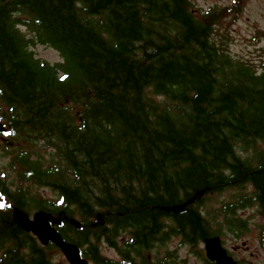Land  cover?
I'll list each match as a JSON object with an SVG mask.
<instances>
[{"label": "trees", "instance_id": "16d2710c", "mask_svg": "<svg viewBox=\"0 0 264 264\" xmlns=\"http://www.w3.org/2000/svg\"><path fill=\"white\" fill-rule=\"evenodd\" d=\"M200 16L190 0H0V102L13 143L44 150H13L14 191L0 179V264H53L54 246L23 232L14 208L59 218L63 239L93 264H148L160 224L192 250L244 229L238 210H264V63L233 58L212 40L219 16ZM36 45L62 61L36 58ZM24 184L52 189L55 202ZM227 189L237 193L217 215L202 211Z\"/></svg>", "mask_w": 264, "mask_h": 264}, {"label": "rangeland", "instance_id": "374dc122", "mask_svg": "<svg viewBox=\"0 0 264 264\" xmlns=\"http://www.w3.org/2000/svg\"><path fill=\"white\" fill-rule=\"evenodd\" d=\"M193 8V14L197 17L201 13L213 11L217 14V33L212 36V40L219 45L228 48L231 56L235 59L249 61L260 66L264 63V0H190ZM238 6V7H237ZM23 34L27 37L29 33L21 28ZM36 58L45 60L50 64L61 62V57L52 48L44 45H36L30 49ZM20 142V141H19ZM9 143L11 152L17 147L28 148V151H33L39 155L44 154V150L39 147H31L28 143ZM15 153L11 155H4L0 152V177L5 178V167L10 160L14 158ZM8 189L14 191L16 188L12 184V179L7 181ZM34 184H24L23 187L27 189V196L33 198L41 197L43 200H50L55 202L56 194L50 188L37 187ZM250 188H243L244 192H249ZM237 193L236 189H227L223 192L212 193L209 195V200H206L202 211L209 214H216V208L222 204L231 201L232 197ZM26 212L31 217L35 210L31 208ZM235 218L243 221L244 229L233 228L234 232L227 230L223 231L220 236L223 248L236 259H239L241 264H264V255L260 251L259 242V227L264 225V210L256 206L241 209L236 212ZM222 221L224 219L221 217ZM219 218L216 219L218 222ZM222 222L221 220H219ZM225 228V225L222 224ZM214 227V226H213ZM123 233H121V236ZM245 245L248 249L245 248ZM102 257L112 261L118 260L116 252L109 248L105 243L99 245ZM164 251L175 252L178 250L177 260L182 264H206L203 259L204 249L203 244L190 249L188 245L179 246L177 240H170L167 244H162ZM160 248V249H161ZM53 264H68L63 255L54 250L51 256ZM93 264V263H88Z\"/></svg>", "mask_w": 264, "mask_h": 264}, {"label": "water", "instance_id": "95a60500", "mask_svg": "<svg viewBox=\"0 0 264 264\" xmlns=\"http://www.w3.org/2000/svg\"><path fill=\"white\" fill-rule=\"evenodd\" d=\"M194 200L195 197L182 205L167 208V212L180 213L187 205L193 203ZM13 217L20 228H22L25 232L32 233L38 238L42 245L46 246L49 242H52L56 247H58L69 264H86V261L80 257L78 247L65 242L61 238L60 234L52 227V225L60 224V220L58 218H53L49 214L39 212L34 215L33 220H29L27 215L18 209L14 210ZM99 222L102 224V221ZM70 223L76 228H79V224L74 220H70ZM204 242L207 257L210 260L215 261L216 264H235L229 257H227L226 252L222 249L219 238L215 237L207 239Z\"/></svg>", "mask_w": 264, "mask_h": 264}, {"label": "flooded vegetation", "instance_id": "af4514ba", "mask_svg": "<svg viewBox=\"0 0 264 264\" xmlns=\"http://www.w3.org/2000/svg\"><path fill=\"white\" fill-rule=\"evenodd\" d=\"M3 118V116H2ZM0 118V122L3 120ZM10 121V118H9ZM5 133H0V152L3 153V146L6 143V138H5ZM4 154V153H3ZM161 225V230L159 232V235H164L162 237V242L156 243L153 245L151 252H148V264H174L173 258L175 256V251L170 250V251H164L162 247V244H167L171 239L172 240H177L178 245L181 246L183 241H182V236L181 235H173V232L170 231L173 229L174 224H160ZM123 235L121 236V243H129L130 241V234L129 231H123L121 232ZM161 248V249H160ZM245 248L248 249V247L245 245ZM261 253L264 255V252L262 249H260ZM235 259V258H234ZM237 264H241L239 259H235Z\"/></svg>", "mask_w": 264, "mask_h": 264}]
</instances>
